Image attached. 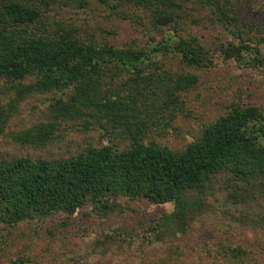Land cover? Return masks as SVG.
<instances>
[{
  "label": "trees",
  "instance_id": "trees-1",
  "mask_svg": "<svg viewBox=\"0 0 264 264\" xmlns=\"http://www.w3.org/2000/svg\"><path fill=\"white\" fill-rule=\"evenodd\" d=\"M53 1L0 0V97L5 96L0 103V125L17 114L20 102L31 93L51 90L56 92L46 121L12 131L15 143L43 147L53 136L55 121L82 117L104 121L128 143L123 149L108 143L86 147L64 159H0V229L53 215L67 219L84 207L114 212L124 203L141 201L172 205L153 229L182 233L192 220L220 211L234 217L257 215L251 224L263 223L264 216L258 212L264 202L262 110L231 107L178 151L144 142L142 109L153 105L158 107L155 112L169 111L176 105L175 93L191 88L197 80L186 71L160 72L152 58L174 55L181 69L211 65L210 52L197 37L176 34L177 29L180 32L176 0H73L79 5L89 1L115 9L125 3L145 12L152 28L172 32L166 31L158 41L149 39L141 47L118 48L106 41L71 37L64 29L53 36L41 33L42 16ZM222 1L206 0L218 31L237 41L218 47L222 60L263 61L259 48L264 43V23L238 27ZM247 41L258 42L251 46ZM147 68L152 69L148 72ZM116 80L124 86L111 85L97 94L105 82ZM255 210L258 213L251 214ZM95 244L101 255L110 249L104 242ZM218 248L224 253L223 264H242L237 259L242 255L239 248L220 246L215 253ZM76 255L81 260L85 250Z\"/></svg>",
  "mask_w": 264,
  "mask_h": 264
},
{
  "label": "rangeland",
  "instance_id": "rangeland-1",
  "mask_svg": "<svg viewBox=\"0 0 264 264\" xmlns=\"http://www.w3.org/2000/svg\"><path fill=\"white\" fill-rule=\"evenodd\" d=\"M223 1L225 9L236 17L238 27L264 23V0ZM119 4L121 8L115 9L89 1L79 5L73 0H54L42 16L41 33L53 36L64 29L70 31L71 37L106 41L117 48L141 47L149 39L158 41L168 30L172 35L170 29L152 28L144 18L145 12ZM176 4L175 17L180 28L176 34L187 32L197 37L209 50L211 65L204 69H181L174 55L152 58L160 72L171 75L186 71L197 77L191 88L175 93L176 105L169 111L155 112L158 107L146 105L139 113L145 124L141 128L144 142L152 141L173 151L191 142L203 127L231 107L255 106L264 112V60L258 63L222 60L218 47L237 41L218 31L206 0H176ZM247 42L252 46L258 41ZM259 56L264 59V43L260 45ZM147 69L150 72L152 68ZM111 85L124 86L117 80L108 85L105 82L97 94ZM55 92L31 93L20 102L17 114L4 126L0 125V159L56 160L86 147L107 143L118 149L127 146L128 140L122 133L113 132L104 121L95 122L87 117L55 121L53 136L43 147L15 143L12 131L30 129L46 121ZM4 97H0V103ZM243 198L244 204H248ZM171 209L172 205H151L146 201L124 203L114 212L89 211L84 207L67 219L53 215L20 223L12 229H0V264H223L224 253L219 248L215 253L220 246L239 248L242 255L237 259L242 264H264V222L251 224L257 215L234 217L219 210L192 220L182 233L162 227L153 229L160 216ZM258 212L264 216V202ZM95 242H104L109 251L101 255ZM119 245L124 249L118 250ZM84 250V257L76 258V253Z\"/></svg>",
  "mask_w": 264,
  "mask_h": 264
}]
</instances>
